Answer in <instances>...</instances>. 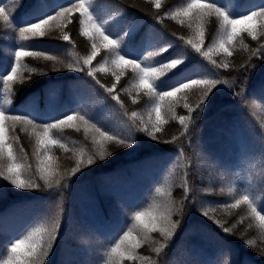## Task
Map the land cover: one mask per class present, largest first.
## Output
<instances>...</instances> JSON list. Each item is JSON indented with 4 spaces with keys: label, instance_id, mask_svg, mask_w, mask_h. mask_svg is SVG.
Returning <instances> with one entry per match:
<instances>
[{
    "label": "trees",
    "instance_id": "16d2710c",
    "mask_svg": "<svg viewBox=\"0 0 264 264\" xmlns=\"http://www.w3.org/2000/svg\"><path fill=\"white\" fill-rule=\"evenodd\" d=\"M36 0H22L13 5L11 0H0V6L17 11L14 24L23 26L31 22V12ZM50 11L58 5H69L75 0H46ZM189 0H162L157 20L151 13L157 12L148 0H94L96 15L109 19L116 31L123 32L132 26L135 31L126 38L127 47L122 45L121 55L127 59H141L149 52L171 44L168 51L149 57L144 66L158 67L176 54L189 58L161 78L163 90L178 77L200 78L197 73L207 74L212 65L200 54L195 53L185 41L192 36V30L186 24H180L170 15L177 8L186 6ZM214 2V0H205ZM220 6L239 18L259 7L264 0H215ZM92 11V9H90ZM99 22V20L97 21ZM71 43L59 38L58 32L43 38L18 41L14 28L5 27L0 22V74H5L12 62V53L19 44L30 50L49 51L65 62L75 63L91 52V41L81 34L79 13L72 15V22L65 29ZM152 30V31H151ZM160 32L161 39L155 35ZM110 34V33H108ZM219 34V22L213 16L205 25V50L207 45ZM113 39L117 37L112 36ZM183 38V39H181ZM244 43L257 48L258 42L244 34ZM260 43H264V38ZM130 54V55H129ZM248 53L237 46V50L228 57L232 67L217 70V78L233 81V88L219 85L205 101L203 110L190 125V135L181 137L177 143H164L182 131L178 120H168L158 140H153L143 132H136V144L132 147L113 148L112 155L105 160L84 166L81 171L60 187L47 188L39 180L35 153V137L31 129L27 132L17 126L15 135L18 140L14 150L22 147L26 154L22 161L31 165L32 173L41 184L37 189H20L0 178V261L7 256V249L15 239L23 238L33 227L52 216H58L60 229L57 240L45 260V264H110L108 252L118 241L123 231L132 223L135 211L147 209L160 197L156 189L171 187L172 199L185 200L180 187V177L184 176L191 188V194L185 201L182 214L173 216L179 220L175 233L161 253L153 251L157 244L144 245L137 250L138 255L147 257L148 264H264V232L253 219L246 204L231 208L235 199L242 194H250L257 210L264 214V55L252 58L250 71L244 73L238 65L244 64ZM220 63L224 57H213ZM111 60V54L101 49L92 63L97 71L89 76L88 71H76L57 64L53 70L52 62L25 58L29 67L42 69L46 74L34 75L26 86L14 85V95L6 96L0 83V106L10 114L27 115L37 124L50 123L53 119H63L65 115L79 113L85 119L110 134H123L133 124L142 125L148 120L151 108L150 98L133 87L134 74L125 70L119 82L111 72L100 70V64ZM79 66V65H77ZM85 69L87 65H83ZM106 67H111L109 63ZM99 83H98V82ZM113 83L117 84L115 93L119 94L121 105L106 91ZM103 85V87H101ZM243 92L240 96L234 93ZM83 91L84 93H80ZM133 96L136 97L133 103ZM197 94L189 95V103L194 106ZM10 101L6 103L5 101ZM136 112V117H132ZM188 115L186 109L177 107V117ZM167 119V117H166ZM74 123L80 124L79 121ZM56 135L69 149L83 148L92 150V133H85L83 127H66ZM55 138V137H54ZM183 146L181 155L179 147ZM54 165L64 172L75 167L73 152L54 146L50 153ZM133 156V157H131ZM0 161V165L5 164ZM117 165L120 176L134 174L138 177L129 186L128 179L112 178ZM133 165H138L133 172ZM111 173H108L110 172ZM233 192L229 194L228 189ZM204 211L209 215L205 217ZM85 217V219H84ZM233 228L234 234H226L215 221ZM252 227H249V225ZM154 240L161 241L159 233L152 234ZM243 237V238H241ZM254 241V246L245 243ZM124 264H141L140 261H125Z\"/></svg>",
    "mask_w": 264,
    "mask_h": 264
},
{
    "label": "snow or ice",
    "instance_id": "6c2138e0",
    "mask_svg": "<svg viewBox=\"0 0 264 264\" xmlns=\"http://www.w3.org/2000/svg\"><path fill=\"white\" fill-rule=\"evenodd\" d=\"M148 2L157 10L151 14L158 21L161 20L162 17L158 15V10L161 9L162 0H148ZM11 3L22 7V0H11ZM93 3L94 0H75L67 6L58 5L54 11H50V5L46 0H36L31 12V16L36 18H32L31 22H24L23 26L19 27L14 24L15 16L13 15L17 8L9 9L0 6V22L5 27L14 28L18 41L43 38L50 36L53 32H58L60 39L71 43L70 35L65 29L72 22V15L75 12L79 13L81 34L91 41L90 54L75 63H66L64 59L50 54L49 51H34L23 44H19L12 53L10 68L6 70L5 74H0V83L3 84L4 92L6 96H12L14 95V85L26 86L31 82L34 75L46 74L42 69L29 67L24 62L27 57H32L38 61L52 62L53 70L58 71L59 69L55 66L60 64L69 69L74 68L76 71L87 70L88 75L94 77L97 70L91 67L92 63L101 49H104L111 54V60H105L104 63L100 64V70L111 72L115 81L119 82L125 70L131 69L134 74L132 87L137 92L145 93L151 100L148 120L144 121L142 125L133 124L123 134H110L79 113L65 115L63 119H53V122L50 123L37 124L35 119L30 118L32 113L27 115L10 114L8 109L0 106V161L6 162L0 165V178L17 188L37 189L41 187L32 173L31 165L22 163L26 157L23 148L20 147L16 150L13 148V144L17 142L18 138L15 135L10 137L9 132L15 133L17 126H20L25 132L30 128L31 134L35 137V153L39 161L37 165L38 179L42 180L49 189L54 186L60 187L62 181L65 182L66 186L68 178L79 173L84 166L105 160L112 155L113 148L119 149L135 145L137 142L135 139L136 132H143L153 140H158L163 133V126L168 123V120H178L182 128L179 137L173 136L171 140L163 142L175 144L181 137L190 135V125H193L195 121L193 114L199 115L213 90L217 89L219 85H226L229 89L233 88V81L217 78V70H227L233 66L228 57L233 55L237 46L248 53L244 64L236 66L244 73L253 67L251 63L253 57L264 55V43H260L261 39L264 38V7H259L246 15L239 16V18H233V15L215 0L210 3L205 2V0H189L186 6L177 8L171 13L165 12L164 15H170L180 24H186L192 30L191 38L185 41L186 45L209 61L212 68L208 70L207 74L197 73L196 75L200 78L178 77L173 83L167 85L168 90H163L164 85L161 78L173 70H179V66L183 65L189 57L176 54L169 57L167 62H161L158 67L144 66L143 61L148 60L149 57L168 51L172 47L171 44H168L166 47H160L156 52H149L143 61L139 58L127 59L125 55H121L122 45L127 47L126 38H131L130 33H134L135 29L129 26L128 30L123 32L114 30L109 19H102L93 15L95 12ZM213 16L219 22V34L211 40L205 50V25ZM98 20L99 22H97ZM244 34L251 37L253 41H257L259 46L253 49L245 44ZM113 35L117 38L113 39ZM217 55L224 57L220 63H217L213 58ZM109 63L111 67H106ZM83 65H87L88 68L85 69ZM116 87L117 84L113 83L111 87L106 88V91L112 95L114 100L123 105L119 94L115 93ZM242 92L243 88H241V92L234 94L240 96ZM191 93L197 94L194 106L189 103ZM135 101L136 97L133 96V103ZM5 102L9 103L10 101L6 100ZM181 105L187 110L188 115L177 117V107ZM131 115L136 117L137 113L132 112ZM74 121H79L80 124L74 123ZM66 127L77 128V130L79 127H83L86 134L92 133L93 149H69L56 135ZM54 146H58L66 152H73L75 167L64 172L59 171V167L54 165L53 157L50 154ZM179 151L182 155L183 146L179 147ZM186 176L187 173L180 177V187L184 190L185 200L180 202L173 200L171 187H160L156 189V193L160 197L158 200H154L147 209L135 211L132 214V223L127 226V230L123 231V234L119 236L118 241L108 252L110 264H124L126 260L148 264L149 258L139 256L137 252L144 245L158 243V246L153 247V251L157 254L161 253L165 247V242L172 238L179 224V220H173V216L183 213L185 201L191 194ZM228 192L231 194L233 189L229 188ZM241 204H246L249 207L253 219L258 222L260 231L264 232V214L257 210L251 195H240L230 207L237 208ZM203 215L207 217L208 211H204ZM215 223L221 226L224 233L234 234L233 228L224 226L219 220H216ZM249 227L252 225L250 224ZM59 229L58 216H52L41 222L28 231L23 238L15 239L11 243L7 249L6 258L0 261V264H45V260L57 240ZM153 233H159L163 239L161 241L154 240ZM245 243L254 246V241L251 239H246ZM261 254H264V249H261ZM224 264H228V261L225 260Z\"/></svg>",
    "mask_w": 264,
    "mask_h": 264
},
{
    "label": "rangeland",
    "instance_id": "374dc122",
    "mask_svg": "<svg viewBox=\"0 0 264 264\" xmlns=\"http://www.w3.org/2000/svg\"><path fill=\"white\" fill-rule=\"evenodd\" d=\"M151 31H152V30H151ZM155 35L158 37V39H161L160 32H157ZM80 93L83 94L84 92H83V91H80ZM131 157H133V156H131ZM124 175H126L127 178H128L129 186L133 184V180L136 181L137 178H138V177H135L134 174H130V175H129V174H125V173H124ZM133 175H134V179H132V178H133ZM114 176H116V179L118 178V174H117V175H114ZM84 219H85V217H84Z\"/></svg>",
    "mask_w": 264,
    "mask_h": 264
}]
</instances>
